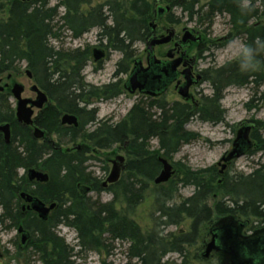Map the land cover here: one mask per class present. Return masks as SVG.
<instances>
[{"label": "trees", "instance_id": "obj_1", "mask_svg": "<svg viewBox=\"0 0 264 264\" xmlns=\"http://www.w3.org/2000/svg\"><path fill=\"white\" fill-rule=\"evenodd\" d=\"M5 1L8 15L0 19V76L18 74L21 63H25L33 82L49 95L50 102L34 117V125L45 132L42 139L36 140L32 129L14 118L7 88L0 92V123L8 122L11 129L9 143H4L0 136V224L26 228L30 236L27 247L33 249L40 264H78L72 258L103 247L106 235L127 243L126 264H162L163 257L173 251L185 255V244L195 243L193 236L200 222L211 219L212 210L205 203L213 189L211 180L200 181L196 172L173 163L183 176L180 182L171 178L167 183L151 187L158 214L155 225L143 230L127 211L143 201L147 183H153L160 171L158 156L169 160L182 145L199 138L185 128L191 117L221 122L224 110L220 101L227 87H260L264 79V23L259 22V18L264 16V0H246L247 4L242 0H161L179 8L196 25L211 26L217 15L226 14L230 29L238 37L242 36L244 50L237 60L229 61L204 77L209 80L212 93L201 97L197 106L141 99L123 119L113 123L98 119L95 106L87 108L107 95L122 94L119 84L96 87L86 83L82 70L89 62L88 51H64L51 40L59 39L61 29L68 30L75 39L91 28L100 29V36L108 40V46L122 53L116 64L117 73L128 72L129 48L136 41H145L150 34L148 22L152 18V5L149 0H129V9L124 11L122 0H105L87 11L82 7L90 0H55L54 5L49 4L50 0ZM250 18L259 23L248 26ZM177 21L169 19L171 23ZM245 48L250 49V60ZM249 104L245 107L250 108ZM152 109L155 111L151 112ZM63 112L78 117L76 127L61 124L59 116ZM92 124L91 130L86 128ZM262 128L264 123L250 132V138L257 142L256 148L260 150H264V138L259 134ZM52 135L57 138L53 144ZM153 139L158 145L156 151L151 150L149 144ZM65 143L75 145L70 151L60 150V145ZM114 144L124 146L132 156L125 166L128 173L124 179L101 189L99 180L87 170L86 162L91 159L88 154L111 149ZM31 167L46 172L48 180L45 183L28 181L26 171ZM20 169L24 172H18ZM179 183L192 185L194 190L191 196L176 203ZM84 185L97 194L107 190L112 199L92 200L89 193L82 194L79 190ZM221 190L229 196L226 201L231 205L219 202L215 206L217 213H232L245 219L261 218L263 228L254 233L264 229V164L250 173L234 174L223 182ZM20 192L31 193L44 203L54 202L56 206L46 220H40L32 210L22 209ZM119 202L125 206L124 212L117 209ZM182 215L192 221L188 234L171 236L159 230L161 226L180 223ZM61 225L74 231L75 244H68L58 235L57 228ZM216 258L219 264H226L218 254ZM185 259L183 264H190ZM132 260L135 263H131Z\"/></svg>", "mask_w": 264, "mask_h": 264}, {"label": "rangeland", "instance_id": "obj_2", "mask_svg": "<svg viewBox=\"0 0 264 264\" xmlns=\"http://www.w3.org/2000/svg\"><path fill=\"white\" fill-rule=\"evenodd\" d=\"M105 0H90L89 4L83 6V11H87L97 6L99 3H103ZM245 4L248 3L246 0H242ZM129 0H122L121 6L124 9H129L128 6ZM151 7V16L149 24L152 22L154 15V10L158 6L165 5V1L161 0H149ZM55 0H50L49 4L54 5ZM7 1L0 0V19H6L8 15V5ZM204 4V1L201 2ZM258 3H255L257 6ZM63 10L60 8V12ZM173 18L178 19L177 22H169L167 16H162L157 21V28L154 33L149 34L145 41H136L132 44L129 53L131 54L130 67L132 66V61L134 58L143 59V65L146 64L145 59V43L152 38L153 35H166L167 29H174L175 33L179 38L182 37L184 29H189L191 31L197 30L198 25L194 24L193 21H189L186 17V14H182L179 8H174L172 12ZM261 21L264 20V16L259 18ZM228 16L226 14L217 15L212 23L209 31H206L204 34V41L207 47L205 52L199 51L197 44L198 41L191 42L187 41L190 49L187 54L188 57H195L198 67L202 70H206L210 67V71L218 69V67L229 63V61L237 60L244 50V44H242V36L231 30L229 23H227ZM258 21V20H256ZM248 24V26L252 23ZM110 21L108 22L109 25ZM204 26L208 24H203ZM150 33V32H149ZM229 35V36H228ZM228 36V41H218L217 44L215 41L217 39H222L223 37ZM174 38L164 43L163 45L155 47V54L157 57H163L166 52L173 48ZM54 46L62 48L64 51L67 50H85L88 51L89 62L82 70L84 76V81L88 84H92L96 87H101L102 85H109L111 83L119 84L121 91L123 92L119 96L110 97L107 95L99 101H95L93 105L97 108V117L98 119L108 120L111 123L120 121L127 115V112L132 108V106L139 100L143 99L144 102L147 100L143 98L138 93L129 94L124 91L122 88L125 79L127 78L128 72H118L116 71V64L120 61L122 53L110 45L108 46V40L100 36V29L91 28L87 33L83 34L80 37L71 38L68 30L61 29V36L57 40H51ZM101 47L105 50V57L101 60L100 63H94L92 60V48ZM185 49H188L187 46ZM100 64V66H97ZM26 68L25 63H21L20 71L18 74L8 75L3 74L0 76V86L4 84L8 85L6 90H10L14 82L21 83L24 86V92L22 97H34L33 92L30 90V86L33 84L32 79L24 74ZM208 75V74H207ZM8 82V83H7ZM193 93L194 102L198 103L201 101V97L209 96L212 93V88L209 80H204L199 83L197 86L191 88ZM264 79L257 89L248 86H230L227 87L222 92V97L220 101L221 108L224 110V114L221 122H207L201 121L195 117H191L188 120V123L185 125V128L189 131L195 132L199 135V138L196 140L190 141L188 144H184L179 148V151L174 153L168 160L171 165L173 163L181 165L182 167H188L194 173H197L198 179L200 181L204 180L206 183L207 180L212 185V188L206 198L205 203L212 210L211 219L209 221L200 222L198 230L195 236H193L195 243L185 244V255L181 256L178 252H170L166 254L162 259V264H183V259L186 258V262L190 264H219L215 252L209 254L206 259H202L201 255L204 252V247L209 239V232L211 227L214 226L216 222L223 223L226 219H231L235 222H241L245 224V228L240 230V234L247 236L258 228H263V222L260 221L261 218H237L234 214H225L220 215L215 210L216 204L222 202L229 206L230 202L226 201L229 198L228 195L223 193L222 184L226 179L234 176V174H247L254 170L256 167L264 164V150L257 149V142L252 141V147L250 152H246L243 156L234 159L229 165L227 163L221 162L223 155L227 154L232 147V140L235 137L237 129L242 126V124L248 123L251 126V131L257 128L258 124L264 123ZM159 99L163 102L171 104L172 102H181L193 103L188 100V102L182 100L178 95L177 91L174 90L173 85L170 86L166 93L163 94ZM148 102V101H146ZM10 103L12 108L15 106V101L11 97ZM250 103V108H246L245 104ZM196 105V106H197ZM195 107V106H194ZM155 110L152 109V112ZM92 125H87V129L91 130ZM251 134V133H250ZM259 134L264 138V128L259 130ZM55 142L57 138L52 136ZM251 139V138H250ZM252 140V139H251ZM75 143H82V141H76ZM151 150L156 151L157 143L156 140H151L150 143ZM75 144H62L66 149H70L71 146ZM91 159L86 162V167L89 172H91L93 177L99 180L100 184L105 181V178L111 171L112 160H115L116 155H120L125 158V161L132 158L130 153L124 146L120 144H114V147L111 149L98 150L97 153L88 154ZM223 164L226 166L222 167ZM41 170V169H40ZM177 166L173 165V173L171 178L177 179L180 182L182 174H180ZM18 172L23 173V170L20 169ZM128 173L127 169L121 171L122 179L125 178ZM170 178V179H171ZM204 178V179H203ZM168 182V181H167ZM166 182V183H167ZM208 183V182H207ZM148 190L146 191L143 201L138 204L133 210L128 209L127 213L133 218L134 221L142 227L143 230H149L157 222L155 218L158 217L157 210L154 205L153 193H152V182H148ZM164 184V183H160ZM179 191L175 196V202L179 203L181 199L187 198L192 195L194 186L192 185H181L179 183ZM89 196L92 200L99 199L101 202H106L112 199V195L107 190H102L99 194L96 192H91ZM228 200V199H227ZM21 206H24L26 209V203L22 201ZM117 209L124 212L125 206L119 202L117 203ZM30 210V209H29ZM156 210V211H155ZM50 213V212H49ZM232 215V216H231ZM154 219V220H153ZM238 220V221H237ZM191 220L183 217L182 221L178 224H171L166 226H161L159 230H164V234L173 235V236H183L188 234L190 229ZM7 223L0 224V264H40L38 261L37 255L32 252L31 247L27 245H20V234H18L16 227H8ZM58 235H61L65 238V241L73 245L76 242V234L74 231L66 225H61L57 228ZM104 241V246L99 247L97 251H89L86 254H81L80 257L72 258L75 263L78 264H126L128 257L126 254L127 243L120 240H112L108 237ZM78 250V247L75 248V251ZM131 263H135V260H132Z\"/></svg>", "mask_w": 264, "mask_h": 264}, {"label": "water", "instance_id": "obj_3", "mask_svg": "<svg viewBox=\"0 0 264 264\" xmlns=\"http://www.w3.org/2000/svg\"><path fill=\"white\" fill-rule=\"evenodd\" d=\"M30 1V0H29ZM169 10L168 6H158L154 11V19L149 24L151 31L155 28V21L160 19L164 13ZM150 38L146 42V66H143L142 59L135 58L133 66L125 82L123 83V89L129 94L139 92L140 94H147L149 96H159L166 92L167 87L176 80L178 75L177 66L182 62V58L172 59L171 51H168L166 57L169 59L161 60L155 56V46L163 45L169 42L173 37V30H168L166 35ZM200 40L199 35H194L189 29H184V33L181 38V42L187 41L196 42ZM93 59L99 61L104 52L100 48H93ZM183 66L186 62H182ZM30 79L32 75L28 69L24 72ZM183 79L185 82L181 84L177 90L179 95L187 99L189 94V87L191 84H197L200 80V75L195 77L191 76L189 68H186L183 72ZM10 76L8 75V78ZM7 86V84H4ZM4 86H0V92L4 90ZM30 90L35 94V98L22 97L24 92V86L21 83L14 82L9 90L10 96L15 101V118L18 123L23 126L33 125L34 110H40L48 101V97L44 91L35 84L30 86ZM61 124L77 126V117L73 114L64 113L61 115ZM32 136L35 139L42 138L44 136V130L41 128L33 127ZM250 125L245 124L237 129L234 139L232 140L231 150L222 156L221 162L224 163L233 161L236 158L243 156L247 150L252 147V142L249 139ZM0 133L3 136L5 143L10 142L11 129L8 122L0 124ZM79 149V145L76 146ZM68 151V150H66ZM115 160H112V169L102 183V186L115 184L119 179V175L126 167L125 158L116 155ZM161 169L153 180L154 184L165 183L169 181L173 173V165L164 157L158 156ZM226 164L222 167H225ZM28 181H36L45 183L48 180V174L44 171L36 168H29L26 171ZM82 194L90 193L88 186H82L79 188ZM20 197L25 203L28 204V209L34 211L40 220H46L49 216V212L56 206V203L50 204L44 203L38 197L31 193L20 192ZM244 224L241 222H235L233 219H226L220 226L210 232V241L205 244L204 252L201 257L207 258L210 253L217 252L222 254L225 258L231 260V264H264V229L258 235L242 236L240 230L243 229ZM20 234V246L25 245L29 239V233L22 226L18 228Z\"/></svg>", "mask_w": 264, "mask_h": 264}, {"label": "flooded vegetation", "instance_id": "obj_4", "mask_svg": "<svg viewBox=\"0 0 264 264\" xmlns=\"http://www.w3.org/2000/svg\"><path fill=\"white\" fill-rule=\"evenodd\" d=\"M165 5H163V6H168L169 7V10H168V12L167 13H164L162 16H167V18H168V20L170 19V18H173V16L174 15H172V12H173V9L174 8H176L175 6H173V7H171V4H169L168 2H166L165 1V3H164ZM156 9V8H155ZM155 11V10H154ZM162 18V17H161ZM153 19H154V17H153ZM153 19H152V21H153ZM159 20V19H158ZM157 20V21H158ZM157 21H155V28H154V30H153V32L151 31V27H150V34H152V33H154L155 32V30H156V28H157ZM251 21H253L254 22V24H258L259 22H261V23H264V20L263 21H261V20H259V22H256V20H255V18L253 19V18H250L249 19V21H248V24L249 23H251ZM252 22V23H253ZM210 28H211V26H209V25H206V26H204L203 24H200V25H198V27H197V30H193L192 32H193V34L194 35H199L200 36V40L198 41L199 42V44H197V46H198V48L200 49H202L201 51H203V52H205L206 50H207V47H208V45L206 46L205 45V41H204V34L206 33V31H209L210 30ZM168 30H173V37H172V39L174 38V40H173V48H171L169 51H171V55H172V59H175V58H179V57H181L182 58V62H186V65L185 66H183V63L181 62V64L179 65V66H177L176 68H177V72H178V75H177V77H176V80L174 81V82H172L168 87H167V89L170 87V86H172L173 85V88H174V90H176L177 91V93H178V90H177V88L181 85V84H183L184 82H185V80L183 79V75H182V72L186 69V68H189V70H190V74H191V76H193V77H195L197 74H199L200 75V80L198 81V83L197 84H191L190 85V87L188 88L189 89V94H190V96L187 98V99H184V98H182L180 95H179V93H178V95L180 96V98L182 99V100H184V101H186V102H188V100H190L192 103H193V106H196L197 105V103L196 102H194V98H193V93H192V91H191V88H193V87H195V86H197L199 83H201L202 81H204L205 79H204V77L205 76H207V74H209L211 71V69H210V67H208L206 70H202V69H200L199 67H198V64H197V62H196V59H195V57H188V54H187V52H188V50L190 49V46H189V44H187V42H185V43H182L181 42V38H179V36H177V34L175 33V31H174V29H167L166 31H168ZM153 36H155V37H160V36H162V35H159V36H156V35H153ZM229 36V35H228ZM228 36H225V37H223L222 39H217V41H215L216 42V44H217V42L218 41H228ZM153 38V37H152ZM171 39V40H172ZM170 40V41H171ZM156 46H160V45H156ZM155 46V47H156ZM187 46V48L188 49H185V47ZM154 47V48H155ZM93 48H97V49H101V50H103L101 47H93ZM92 48V49H93ZM145 48H146V43H145ZM103 52H104V55H103V57L99 60V61H95L94 59H92L93 61H94V63H100L101 62V60L105 57V50H103ZM92 54H93V51H92V53H91V56H92ZM166 54H167V52L164 54V56L163 57H157L156 56V54H155V56L157 57V58H159V59H161V60H164V59H169V58H167L166 57ZM145 57H146V49H145ZM141 59V58H140ZM101 64V63H100ZM100 64H98L97 66H100ZM142 64H143V59H142ZM132 66H133V64H132ZM144 66V65H143ZM145 66H146V64H145ZM132 68V67H131ZM131 68H130V71H131ZM130 73V72H129ZM8 83V82H7ZM122 88H123V85H122ZM167 89H166V91H167ZM127 92V91H126ZM45 93V92H44ZM135 93H138L139 95H141L143 98L145 97L147 100H150V101H155V100H159V98L163 95H159V96H155V97H153V96H149V95H147V94H140L139 92H135ZM134 93V94H135ZM166 93V92H165ZM164 93V94H165ZM46 94V93H45ZM33 96L34 97H28V98H31V99H34L36 96H35V94L33 93ZM47 97H48V101H47V103L44 105V107L43 108H45V107H47V105H48V103L50 102V97H49V95H46ZM143 100V99H142ZM147 100H145V102L147 101ZM144 101V100H143ZM173 103V102H172ZM92 105H93V103H92ZM89 107H90V105L88 106V108L87 109H89ZM42 108V109H43ZM42 109H40V110H42ZM40 110H34V116H33V125H31V126H29L31 129H32V132H33V127H36L35 125H34V117L37 115V112L38 111H40ZM151 112H152V110H151ZM64 113H67V112H63L62 114H64ZM71 113V112H70ZM70 113H67V114H70ZM62 114H60V122H61V115ZM71 114H73V113H71ZM74 116H76L75 114H73ZM77 117V116H76ZM14 118H15V115H14ZM16 119V118H15ZM77 121H78V117H77ZM21 124V123H20ZM245 124H248V123H245ZM22 125V124H21ZM63 125V124H62ZM243 125V124H242ZM249 125V124H248ZM9 126H10V124H9ZM67 126V125H66ZM250 126H252V125H250ZM87 128V127H86ZM0 136H1V138H2V140H3V136H2V134L0 133ZM52 136H54V135H52ZM52 136H51V140L50 141H52V144L55 142L54 140V138H52ZM10 137H11V135H10ZM43 138V137H42ZM42 138H38L39 140L40 139H42ZM37 140V139H36ZM11 141V140H10ZM5 143V142H4ZM73 146H71V148H72ZM71 148L70 149H66L65 147H63L62 146V144L60 145V147H59V149L60 150H68V151H70L71 150ZM94 153L96 152L97 153V150H95V151H93ZM232 161H230V162H226L227 163V165H229L230 163H231ZM125 163H127V160L125 161ZM24 172V171H23ZM119 177H121V174H120V176ZM121 178H119V180H120ZM118 180V181H119ZM103 183V182H102ZM102 183L100 184V188L101 189H105V187L104 186H102ZM107 187V186H106ZM91 193V192H90ZM89 193V194H90ZM26 205V210H29L28 209V204H25ZM22 209H24V206H22ZM231 219H233V218H231ZM220 221V220H219ZM219 221L218 222H216V224L214 223V226H212L211 227V229H210V231H208L209 233V238H210V232H211V230H213V229H215V227H217V226H220L221 225V223H219ZM20 227V226H19ZM18 227V228H19ZM23 227V226H22ZM18 228H17V231H18ZM24 228V227H23ZM25 230H26V228H24ZM29 233V232H28ZM259 233H261V231L260 232H255L254 233V231L250 234V235H258ZM18 234H19V232H18ZM29 239H30V237H29ZM29 239H28V241H29ZM28 241L26 242V244H25V246L26 245H28ZM24 246V245H23ZM19 247H20V245H19ZM218 253L216 252V254L215 255H217ZM222 259H224V263H226V264H231V260H229L228 258H225L224 256H223V253L222 254H218ZM221 260V259H220Z\"/></svg>", "mask_w": 264, "mask_h": 264}, {"label": "bare ground", "instance_id": "obj_5", "mask_svg": "<svg viewBox=\"0 0 264 264\" xmlns=\"http://www.w3.org/2000/svg\"><path fill=\"white\" fill-rule=\"evenodd\" d=\"M22 1V0H21ZM24 1H29V0H24ZM30 1H32V0H30ZM150 26V25H149ZM92 58H93V55H92ZM0 124H2V123H0ZM243 125H245V124H243ZM242 127V126H241ZM240 128V127H239ZM250 129H251V126H250ZM35 139V138H34ZM249 139H250V133H249ZM38 140V139H37ZM250 141L252 142V140L250 139ZM253 144V143H252ZM246 154V153H245ZM121 174V173H120ZM120 176V175H119ZM120 178V177H119ZM118 178V179H119ZM153 184H154V182H153ZM160 184V183H159ZM154 185H156V184H154Z\"/></svg>", "mask_w": 264, "mask_h": 264}, {"label": "clouds", "instance_id": "obj_6", "mask_svg": "<svg viewBox=\"0 0 264 264\" xmlns=\"http://www.w3.org/2000/svg\"><path fill=\"white\" fill-rule=\"evenodd\" d=\"M245 52L248 54V56H247V60H250V59H251V56H250V49L245 48Z\"/></svg>", "mask_w": 264, "mask_h": 264}]
</instances>
